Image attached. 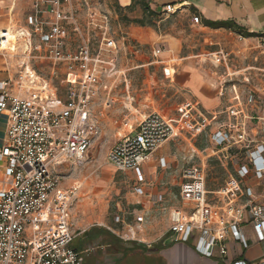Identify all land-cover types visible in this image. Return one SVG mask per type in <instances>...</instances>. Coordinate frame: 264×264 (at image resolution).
Here are the masks:
<instances>
[{
    "label": "built area",
    "instance_id": "obj_1",
    "mask_svg": "<svg viewBox=\"0 0 264 264\" xmlns=\"http://www.w3.org/2000/svg\"><path fill=\"white\" fill-rule=\"evenodd\" d=\"M11 1L10 10L16 4V0ZM88 3L31 0L24 26L15 30L12 24L0 25V53L6 55L21 43L28 52L17 71L0 81V114L7 115L0 145V264H90L93 247L78 249L74 244L71 207L81 184H62L65 175L61 167L66 162L83 163L101 136V126L93 114L95 103L102 85L120 71V53L127 45L124 38L114 36L111 11L103 10L99 3L89 8ZM184 4L185 1L164 4L157 10L158 16L169 17L182 10ZM193 22L202 23L201 16L194 15ZM34 46L37 51L44 50L37 57L52 64L49 77L32 66ZM137 47L132 44V48ZM160 53L157 48L155 54ZM214 57L215 62L226 58L223 54ZM62 71L65 77H60ZM53 78L66 83L64 98ZM103 106H111L109 97ZM193 108L195 105L187 107L179 122L196 132L203 129L207 118L201 113L202 118L196 120ZM125 126L128 129L112 144L107 158L117 170L134 174L137 195H147L150 182L145 165L176 135V126L157 111L137 120L128 118ZM213 136L217 145L224 146L245 140L241 133L236 138L224 129L216 130ZM247 157L245 163L234 156L231 159L239 166V177L253 173L261 192L257 194L231 177L227 187L219 191L227 197L222 205L208 200L202 167L183 168L180 198L185 206L170 210L169 232L174 241L189 242L193 238L198 253L214 257L217 252L222 264H264V256L255 263L235 258L229 245L232 238L249 247L242 226L245 219L251 222L258 240L264 241V142L248 150ZM157 161L159 168H168L164 156ZM258 195H263L262 199H257ZM148 196L154 203L165 201L162 193ZM145 218L146 215H137V225L126 223L124 230L109 229L125 242L140 241L137 233ZM115 220L117 224L124 222L120 215Z\"/></svg>",
    "mask_w": 264,
    "mask_h": 264
},
{
    "label": "rangeland",
    "instance_id": "obj_2",
    "mask_svg": "<svg viewBox=\"0 0 264 264\" xmlns=\"http://www.w3.org/2000/svg\"><path fill=\"white\" fill-rule=\"evenodd\" d=\"M21 1L16 0L12 10V1L0 2L3 14L0 20L7 19V26L12 24L15 30L26 24L29 12V2ZM135 1L129 16L117 10L119 3L116 0H88L89 8L98 3L103 10L111 8L114 36L124 38L127 45L120 53V71L114 79L102 85L95 103L93 114L101 126V136L96 139L83 163L74 165L66 162L61 167V173L65 175L62 184H81L71 207L72 222L76 242L81 243L82 248L93 247L88 258L90 264H164L154 253L169 236L170 209L185 206L180 198L179 185L183 168L194 165L202 167L209 190L208 200L222 205L227 197H223L219 191L227 187L231 177L240 178L237 172L239 166L231 156L237 157L240 163L247 162L248 150L252 151L264 142V37H254L245 42L238 38V32L230 34V29L211 31L190 26L182 15L151 17L142 5L146 0ZM127 18L143 19V26L152 27L158 33L166 30L185 35L181 54L196 56L189 62L180 60L177 54L169 57L162 53L156 55L155 50L162 44L158 42L147 47L133 41L125 32V24H130ZM10 35L12 37V33ZM35 39L37 40V35ZM133 43L138 47L132 48ZM20 46L6 53L8 64L4 63L13 66V69L28 55ZM213 52L217 56L223 54L226 58L215 62ZM40 54H44V50L37 51L34 46L31 50V55L34 56L31 57L32 66L49 77L52 64L37 57ZM190 63L199 67L200 64L203 65L215 77L218 85H223L225 93L220 96V102L215 104V108L207 110L201 103L197 104L198 99L190 89L177 82V68ZM61 76L65 77V72L62 71ZM52 82L58 87L59 95L64 98L66 83L61 82L60 78H53ZM107 97L111 106L104 108L103 101ZM194 105L192 113L196 120L202 118H199L201 113L207 118L203 129L196 132L191 131L188 126L184 128L179 122L185 109ZM151 111L172 119L176 135L157 152L159 156L164 155L170 160V166L166 169L158 168L156 173L149 174L147 195L139 196L134 191V174L131 171L117 170L108 161L107 154L112 144L128 129L125 126L128 118L141 119ZM218 129L227 130L236 138L241 133L245 140L230 146L217 145L213 135ZM253 177L251 173L248 180L254 181ZM156 191L164 193L167 200L164 205L148 202V194ZM239 200L243 199L240 197ZM116 215L121 216L124 221L122 224H117ZM137 215H146L142 229L137 233L142 239L140 241L125 242L116 234L114 235L120 240L114 243L110 242L112 237L107 235L84 238L85 231L93 225L104 228L111 226L120 230H124L126 223L135 226ZM245 234L251 245L256 242L253 229ZM194 242L195 239L192 238L184 243L194 248Z\"/></svg>",
    "mask_w": 264,
    "mask_h": 264
},
{
    "label": "crops",
    "instance_id": "obj_3",
    "mask_svg": "<svg viewBox=\"0 0 264 264\" xmlns=\"http://www.w3.org/2000/svg\"><path fill=\"white\" fill-rule=\"evenodd\" d=\"M10 1L11 0H7V3ZM22 1H26V0H22ZM27 1L29 2V6H30L29 12L27 13L28 15L31 11L32 4H31V0H27ZM132 1L133 0H116V2L119 3V5L122 7L120 12L123 15H125L126 13L129 16L131 15L130 11L132 10V7H130V5ZM146 1H152L156 3L157 10L162 5L167 3H177L180 1H185L182 10L177 11L171 16L182 15L186 20H188L190 26H194V27L199 26L211 31L213 30L218 31L220 29H213L208 26H205L203 24V21H205L206 19L233 20L240 26L241 30L255 32L259 34L257 36L246 37L245 35L243 36V34L241 33H237L239 39L241 35L243 36V39L241 40H245V42L254 39V37H264V0H146ZM113 8L115 9V7ZM107 9L111 11V8H107ZM114 12H116V10H114ZM197 14L201 16L202 23L193 22V16ZM7 24H8L7 19L3 18L0 20L1 26H7ZM124 28H125V32L128 33L129 37L133 41L138 42L143 46L148 47V46H152L154 43L160 42L162 45L160 46L158 45V47L161 49V53L164 56L169 57L172 54L173 55L177 54L180 56L179 58L180 60L189 61V62L192 60L194 56H196L193 54H184V55L181 54L185 40V35L183 34L175 33L172 31H166V30L158 33V31L152 27L134 24L133 22H130L129 25L125 24ZM182 31H183V27H182ZM229 32L230 34L236 33L234 32V30H229ZM212 54H217V53L213 52ZM8 59L9 58L7 55L2 56V53H0V81L7 79L8 76L13 75L17 71V67L16 68L14 67L15 69H13V66L6 65L4 63L7 62L8 64ZM211 60H214V58H211ZM177 72H178L177 82L181 86L190 89V91L198 99L196 100L197 104L201 103L207 110H210L212 108H215V104L218 101L220 102L221 99L220 96L224 95L225 89L223 85L221 86L218 85V82L215 79V77L212 76L209 70L203 67V65L200 64L199 67L196 66V64L194 63H190L188 65L183 66L182 68L179 69L177 68ZM6 121H7V115L4 113L0 114V145L2 143V139L6 129ZM2 122H4V124H2ZM157 156L158 158L160 157L158 154H156L154 159L145 165V171L147 175L156 173L157 169L159 168L158 161L155 164V159L158 160ZM164 157L166 158L169 167L170 160H168L166 156ZM248 177L249 176L245 178H241V177L240 178L241 181H244V184L246 186L251 187L255 193L259 194L261 192V188L258 187L259 181L255 179L254 176L253 177L254 181L251 182V180H248ZM240 178L237 179L240 180ZM181 182H182V177L179 185L181 184ZM151 193H161V192L156 191ZM162 194L164 195V193ZM262 197L263 195H258L257 199H262ZM165 201H167L166 198ZM165 201L162 202L163 205L164 203H166ZM148 202H152L149 199V197H148ZM242 226L244 233L253 229V226L251 222L248 221V219H245ZM109 227L111 226H107V229L111 231ZM167 232H169V229ZM254 235L256 237V242L252 245L250 244L248 248L243 247L240 244V242L231 238L229 240V245L231 248L232 256H234L235 258H243L249 263H255L258 262L260 259H262V257L264 256V241H259L255 233ZM166 238L167 239H164V241H162V246L156 248L154 253L156 256H159L163 260L164 264H202V263L222 264L221 263L222 259L217 252L214 255V257H207L205 255L198 253L195 250V246L193 248V247H189L184 242L174 241L171 233H169V236H167ZM85 243L86 242H84V244ZM74 244L76 247L79 244L76 242V239L74 241Z\"/></svg>",
    "mask_w": 264,
    "mask_h": 264
},
{
    "label": "trees",
    "instance_id": "obj_4",
    "mask_svg": "<svg viewBox=\"0 0 264 264\" xmlns=\"http://www.w3.org/2000/svg\"><path fill=\"white\" fill-rule=\"evenodd\" d=\"M135 3H136V1L133 0L130 7L134 6ZM142 5H143V8L145 10H147L148 14L151 17H155V16L157 17L159 15V12L157 11V4L156 3L152 2V1H143ZM121 9H122V7L120 5H117V10L120 11ZM127 20H129L130 22L139 24V25H144V23H145V21L143 19H140V18H135L132 20L127 18ZM203 24L205 26H208V27L213 28V29L224 28V29L234 30L238 33L245 35L246 37L259 35L258 33H255V32H249V31L241 30L240 26L233 20H223V19L208 20V19H206L205 21H203ZM101 235L111 236L112 237L111 241H110L111 243L112 242L114 243V242H117L120 240L118 237H116L114 234H112L107 228H104L100 225H93L85 231L86 239L97 238ZM81 247H82L81 244L77 245L78 249H80Z\"/></svg>",
    "mask_w": 264,
    "mask_h": 264
}]
</instances>
